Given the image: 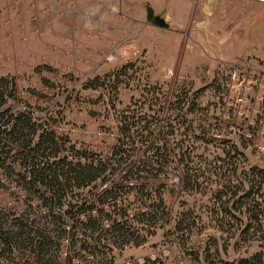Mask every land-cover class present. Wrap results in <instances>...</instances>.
I'll use <instances>...</instances> for the list:
<instances>
[{
	"label": "rangeland",
	"instance_id": "obj_1",
	"mask_svg": "<svg viewBox=\"0 0 264 264\" xmlns=\"http://www.w3.org/2000/svg\"><path fill=\"white\" fill-rule=\"evenodd\" d=\"M231 5L228 17L213 15L218 25L206 22L212 33L186 32L171 50L169 29L156 36L164 49H146L148 23L136 27L109 0H0V76L15 79L13 110L31 106L64 154L73 146L107 159L121 146L109 173L131 214L163 199L158 220L135 233L146 243L115 251L117 264H258V254L264 264V5ZM133 48L139 57L107 61ZM28 204L0 169V215L25 216Z\"/></svg>",
	"mask_w": 264,
	"mask_h": 264
},
{
	"label": "trees",
	"instance_id": "obj_2",
	"mask_svg": "<svg viewBox=\"0 0 264 264\" xmlns=\"http://www.w3.org/2000/svg\"><path fill=\"white\" fill-rule=\"evenodd\" d=\"M18 101L15 79L0 76V169L6 184L33 203L25 216L0 215V264H117L115 251L146 243L135 233L158 220L163 199L159 197V204H150L139 214L130 213L127 199L119 194L123 184L115 183L109 173L122 165V147L107 159H91L73 146L75 155L64 154L66 142L31 106L13 110L10 103ZM190 184L191 179L186 180V188ZM129 185L130 191L139 189L133 182ZM243 213L262 227L263 218L254 208H244ZM180 226L179 222L176 227ZM65 240L68 244L63 246ZM254 258L261 263L260 254ZM136 264L158 262L147 259Z\"/></svg>",
	"mask_w": 264,
	"mask_h": 264
},
{
	"label": "crops",
	"instance_id": "obj_3",
	"mask_svg": "<svg viewBox=\"0 0 264 264\" xmlns=\"http://www.w3.org/2000/svg\"><path fill=\"white\" fill-rule=\"evenodd\" d=\"M239 1L243 3H253L255 6H263L264 4L256 0H109V3L117 4L119 10L126 13L128 17L136 19L135 26L142 28L147 22V7H151L156 15L163 16L165 23L168 25L169 42L168 46L171 50L179 48L183 34H192L193 30H197L199 34L212 33L209 30L210 22L216 19L217 14L223 9L229 15L232 10L231 3ZM221 9V10H220ZM220 10V11H219ZM216 16V17H213ZM196 23V27L192 23ZM208 22V24H206ZM202 24H206L203 27ZM218 25V24H216ZM208 29V31H207ZM148 34L153 37L148 41L146 49L153 48L154 45L162 44V48L167 43L157 42L156 36L162 35V28L147 24ZM187 32V33H186Z\"/></svg>",
	"mask_w": 264,
	"mask_h": 264
},
{
	"label": "built area",
	"instance_id": "obj_4",
	"mask_svg": "<svg viewBox=\"0 0 264 264\" xmlns=\"http://www.w3.org/2000/svg\"><path fill=\"white\" fill-rule=\"evenodd\" d=\"M259 3L264 4V0H256ZM133 52L131 54H125V53H121V52H116V53H111L108 57H107V61L110 63H118L120 62V58H126V59H131L133 56L135 57H139L138 55H140V51L136 48H133ZM133 55V56H132ZM230 79L232 81H238L239 80V72L237 69H234L230 72ZM244 81V79L242 80V82ZM246 86L241 87V89L243 90L242 93H244V90ZM239 101H241V99H238Z\"/></svg>",
	"mask_w": 264,
	"mask_h": 264
},
{
	"label": "water",
	"instance_id": "obj_5",
	"mask_svg": "<svg viewBox=\"0 0 264 264\" xmlns=\"http://www.w3.org/2000/svg\"><path fill=\"white\" fill-rule=\"evenodd\" d=\"M147 23L162 29L168 28V25L165 23L163 16L156 15L155 11L151 7H147Z\"/></svg>",
	"mask_w": 264,
	"mask_h": 264
}]
</instances>
